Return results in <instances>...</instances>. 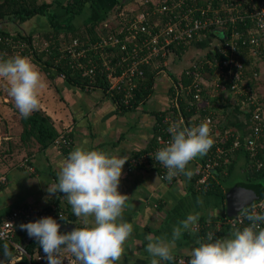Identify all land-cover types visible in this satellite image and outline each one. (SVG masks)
Returning <instances> with one entry per match:
<instances>
[{
	"label": "built area",
	"instance_id": "built-area-1",
	"mask_svg": "<svg viewBox=\"0 0 264 264\" xmlns=\"http://www.w3.org/2000/svg\"><path fill=\"white\" fill-rule=\"evenodd\" d=\"M149 1L140 0L139 5L130 11L127 8L124 9V6L121 8V15H126L119 24H116L117 32H123L121 35L114 33L110 29L111 23L103 20L101 26H98L101 32L99 40L73 39L66 46L68 62L72 68H81L83 75H92L97 66V59L93 57V54L98 53L101 62L107 65L109 59L105 58L106 50L102 49L105 46L113 49L115 55L118 53L115 64H120L119 70L115 68L116 65L114 67L107 65L109 71L105 74L109 81V89L113 92L114 89L122 90L123 101L126 103L131 93L133 94L138 80H141L144 75L142 64H150L154 70L155 79L159 81L163 79L164 73H167L169 64L167 52L172 46L183 45L192 39L196 40L198 46H201L203 42L205 51L193 52L187 61L188 65L184 73L188 75L189 82L184 84L176 80L172 84L174 92L172 91V99L168 106L169 112L162 115L157 122L159 130L164 133L159 132L148 148L141 149L139 153H132L129 163L131 166L142 164L148 169H153L157 171L162 181L172 183L182 174L173 177L171 181L167 180L165 178L167 170L152 158L159 148L171 141L169 126L173 122H183L188 127L207 122L215 142L205 160L197 162L193 171L194 182H207L209 177L214 175L216 167L227 160V153L239 145L238 135H234L232 128L226 126L229 125L226 123V118L222 116L221 126H218L216 124L218 118L214 119L215 116H211V112L216 113V110L211 108L210 98L217 97V101L227 102L229 104L227 114L232 109L234 111L237 105L252 106L251 130L244 138V145L250 150L251 156L254 157L257 154L258 140L264 135V102L259 101L255 84L246 87L245 84L239 83L243 71L241 62L234 56L235 51L242 45L256 59H264V0L257 4L253 3L251 8L242 6L241 0H217V3L211 0L204 3L202 0H152V6L147 5ZM229 27L230 31L226 32L225 30ZM214 32L219 33L218 36L223 39L219 40ZM43 45H47L46 40ZM255 76L261 78L258 73H255ZM181 92L186 96L191 95V100L187 102L189 104L193 103L194 98L204 96L205 98L201 99L204 103L202 109L207 108L208 112L203 115L197 112L185 117L178 99ZM215 104L218 106L219 102ZM246 108L250 110L251 107ZM174 110L177 112H172ZM221 115L222 113L217 116ZM229 136L234 138L232 146L226 148L221 143ZM71 141L70 137L61 133L54 139L53 144L58 147L66 144L68 147ZM23 163L26 162L23 161ZM256 164L261 165V161L257 160ZM29 168L31 169L32 166ZM3 180L4 176H0V181ZM250 206L251 211H264V196L254 200ZM54 215L62 216L63 211L53 210L51 216ZM45 216L46 211L29 206L14 208L4 215L0 220V242H11L14 251L6 261L0 264H6L9 259L14 263L24 256L30 257L26 248L22 246L23 239L19 242L13 240L14 222L17 219L28 221L31 217ZM243 217L242 214H237L223 221L234 225L237 221L241 222ZM220 225L218 222V227ZM207 233H213V231H207ZM63 255L65 257L63 264H75L72 257L64 253ZM35 258L41 260L42 254L37 253ZM178 261L186 262L184 258H178Z\"/></svg>",
	"mask_w": 264,
	"mask_h": 264
},
{
	"label": "trees",
	"instance_id": "trees-1",
	"mask_svg": "<svg viewBox=\"0 0 264 264\" xmlns=\"http://www.w3.org/2000/svg\"><path fill=\"white\" fill-rule=\"evenodd\" d=\"M115 1H118V4L115 5ZM123 0H62L61 8L66 13L63 18L58 17L53 9L55 3L54 0H0V59H7L14 56H24L31 57L32 61L37 64V66L47 75L50 79H62L65 82V89L74 91H82L89 93L92 91H100L102 94L108 98H111L116 106L122 111H128L139 105L138 102L143 105H147L153 99L155 91L158 90L157 86L161 87V101L155 111L152 113L155 115L153 122V134L149 143L145 146L144 149L148 148L151 145L158 135L159 132L164 133L159 130L157 122L160 120L162 115H164L168 110L169 103L172 99V91L174 92L173 82L176 80L182 81L184 84L189 82V78L184 73L185 67L188 65V59L192 56L193 52L197 51L196 40L192 39L190 42H187L183 45L172 46L167 52V58L169 59V64L167 67V73H164L163 79L157 81L154 76V70L150 64H142L141 68L144 70V75L137 82V86L133 89V94L128 102L123 101L124 92L120 89H114L111 91L109 89V81L106 77L107 65L113 66L116 65V60L118 59V53L115 55L113 49H109L108 46H105L102 50H106V59H109L107 65H104L101 61L99 54H93V57L97 59V66L95 68V73L92 75H83L81 68H72L68 62L67 47L68 44L72 42L73 39L78 38L79 40H99L101 32L97 27L100 20H107L110 22V29L121 35L123 32H117L116 24H119L121 20L125 18L126 15H121V8L124 6ZM133 1V0H130ZM207 0H202L204 3ZM217 3V0H211ZM262 0H241L242 6L252 7L253 3L257 4ZM152 0L149 1V6H152ZM102 10L97 13L94 11L95 5H100ZM88 9H91L89 13ZM90 15H94L90 21L82 23V26L77 28H72V20L82 15L84 12H87ZM43 17L44 21L47 23L45 29H39L35 32L28 30V27L23 26V22L27 20H32L33 18ZM107 18V19H106ZM111 18V19H110ZM209 31V30H208ZM226 32L230 31V27L225 30ZM219 33L214 32V35L218 37L219 40L223 38L218 36ZM47 41V45H43L44 41ZM37 41V43H34ZM113 52V54H111ZM234 56L241 62V70L243 71V76L240 78L239 83L245 84L246 87H249L251 84H255L258 89L259 98L264 99V93H260L264 89V80L256 78L255 73L259 75L262 73L261 67L258 65V58L256 59L254 55H250L246 50L245 46H239L237 51H235ZM119 65H116L115 68L119 70ZM114 68V69H115ZM238 70V68H237ZM64 74V75H63ZM251 80V82H250ZM262 82H261V81ZM227 82H229L227 80ZM56 83V82H55ZM70 88V89H69ZM56 94H62V88L56 87ZM61 89V90H60ZM64 89V91H65ZM164 95V96H163ZM156 97V96H155ZM191 95L186 96L183 92L178 95L180 109L185 117L189 115L196 114L197 112L202 115L208 112V109H202L204 103L201 99H204V96L199 97L198 99L194 98L193 103H187L191 100ZM217 97L210 98L211 108L216 110V113L211 112V116L217 117L218 121L216 124L220 125L222 116L226 118V125L231 127L235 132L234 135H238L239 145L237 148H234L227 153V160L221 162L215 169V173L212 177H209L207 182H194L195 177L189 183V186L193 191L206 194H214L225 201L226 209L221 212L219 219L211 222L200 221V232L203 238L206 237L207 231H213L214 239H218L220 234L229 229H242L245 226L250 224V221L243 217L241 222L237 221L234 225L229 222L223 221L228 217L235 216L237 214H243V210L247 209L251 211L250 204L243 207L241 210H233L227 208V203L225 200V193L229 187H231L236 182L242 183H254L260 181L264 177V135L258 140L257 154L253 157L250 154V150L244 145L243 129L248 128L251 130L250 114L252 115V106L248 110L244 106L237 105L233 111H227L228 103H222V101H217ZM219 102L217 106L215 103ZM264 102V101H263ZM262 102V103H263ZM172 112H177L176 110ZM222 113L221 116H217ZM226 113V114H225ZM228 115V116H227ZM228 118H227V117ZM239 116L240 119H239ZM234 117V118H233ZM233 118V119H232ZM235 120V121H234ZM20 122L22 125V130L19 136L17 137L16 145L18 151L23 150L24 155H31L35 151L42 149L49 144L53 143L54 139L64 133L66 136L71 137L70 132L63 130H58L55 125L53 118L45 112L41 107L37 111H34L31 116L28 118H23L20 115ZM264 124V119H263ZM233 136H229L226 141L221 143L224 147L228 148L232 146ZM13 139H2L0 142V172L4 171L7 157L10 156V152L14 150L12 146ZM71 144L66 147V144L62 146V149L67 150L71 148ZM143 150V149H142ZM140 150H136L134 153H139ZM208 153V152H207ZM202 157H197L193 160L196 164L197 162L204 161L206 155ZM242 158L240 168L242 169L241 174L243 178L234 180L232 183H227V180L232 175L233 170L235 169V163L239 162ZM261 161V165H257L256 162ZM130 164V163H129ZM9 165V164H8ZM134 168H144L148 169L142 164L136 166H131ZM157 172V171H156ZM158 174V173H157ZM262 184V183H261ZM264 187V183L262 184ZM261 198V197H260ZM259 199V198H257ZM256 199V200H257ZM55 208H47L46 216H51V212ZM59 210V209H57ZM64 217L63 221L74 222L78 228L83 227L84 225L78 222L75 218L73 212L68 210H63ZM264 212V211H259ZM52 217V216H51ZM52 218L60 219V216L54 215ZM38 217H31L28 221L19 219L14 222L15 235L14 239L21 240V238L26 234L25 230L20 228L22 223H27L29 221H36ZM61 220V219H60ZM218 222L220 226L218 227ZM261 227H264V224H261ZM60 231L66 232L65 230ZM26 250L30 254V257L24 256L20 260L14 262L13 264H48L47 257L43 252V249L40 247L38 241L35 238L29 240L26 244ZM14 246L11 242L2 241L0 242V262L6 261L13 253ZM37 253L42 254V259L37 260L35 257ZM66 256L72 257L75 260V264H80L79 261L75 259L69 252H64Z\"/></svg>",
	"mask_w": 264,
	"mask_h": 264
},
{
	"label": "crops",
	"instance_id": "crops-1",
	"mask_svg": "<svg viewBox=\"0 0 264 264\" xmlns=\"http://www.w3.org/2000/svg\"><path fill=\"white\" fill-rule=\"evenodd\" d=\"M54 1L55 14L63 18L66 13L61 8L62 0ZM95 6H101V4ZM93 9L95 12L98 10L95 7ZM93 17L94 15L84 12L72 20L71 27H81L82 23L90 21ZM35 19L27 20L29 22L28 30L35 32L46 28L47 23L44 19H41V22ZM99 23L98 26H100ZM258 59L262 78L264 59ZM42 77L45 80L50 79L47 75ZM45 80L44 82L47 81ZM63 81L62 79H50L54 87L46 89L47 97H41L39 107L53 118L54 125L58 130L64 129L70 132L72 146L64 150L62 147L51 143L31 155H24L22 149L20 151L13 150V153L10 152L12 154L6 159L8 167L0 172V176H4V180L0 181V220L9 211L21 206H29L44 211L53 207L55 210L63 209L72 212L63 193L57 192L49 196L46 189L48 185L58 182V165L67 157L69 152L76 147L96 149L109 155L128 158L122 168L118 191L128 195L122 219L132 224L133 232L125 242L122 259L116 264H151L153 257L146 251L148 241L145 237L151 234L171 239L174 227L179 226L180 222L189 214H198L199 232L195 235L182 232L181 238L176 241L173 249L174 259L161 261L158 257L156 258L159 264H187L189 257L186 253L191 248L198 246V238L203 242L200 221L218 220L226 206L225 201L223 202V199L217 195L193 191L189 186L192 176L188 178L181 175L172 183H166L159 178L155 170L134 168L129 164L132 153L145 148L152 137L155 119L152 111L159 107L163 89L161 90V87L157 86L156 97L153 96L149 104L140 103L131 110L122 111L111 98L104 96L102 92L82 93V91L77 90L71 91L70 88V90H66ZM56 87L62 88V90L60 89L62 94L55 93ZM51 91L54 92V95ZM6 112H9V108L6 109ZM61 112L64 114L60 117ZM7 116L9 117L8 120L3 125L0 124V139L1 137L3 139L17 138L22 130L20 114H8ZM242 131V134L246 136L249 133V126ZM12 143L18 144L17 141ZM194 165L193 161L188 165V169L192 172ZM29 166L32 168L30 169ZM240 170L242 169L240 168ZM75 218L82 224L81 218L76 216ZM14 229L13 237L15 235ZM233 230L229 229L222 232L218 239H223ZM13 240L21 241L14 238ZM178 258H184L186 262H180Z\"/></svg>",
	"mask_w": 264,
	"mask_h": 264
},
{
	"label": "clouds",
	"instance_id": "clouds-1",
	"mask_svg": "<svg viewBox=\"0 0 264 264\" xmlns=\"http://www.w3.org/2000/svg\"><path fill=\"white\" fill-rule=\"evenodd\" d=\"M0 81L6 83L7 94L23 118L39 109L43 77L30 59L19 55L0 59ZM168 132L171 141L152 158L167 170V180L181 174L191 178L189 163L205 155L215 142L210 125L201 122L188 127L183 122H173ZM127 160L76 147L60 161L58 182L48 185L46 191L49 196L63 193L84 226L62 233L60 224L51 216L20 225L38 241L48 264H63L64 252L71 253L80 264H116L122 259L125 242L133 232L132 224L122 219L128 195L118 191ZM243 214L250 221L248 226L234 229L223 239H214L213 233H207L203 242L198 238V246L186 253L187 264H264V212L244 209ZM198 220V214H189L173 228L171 239L147 235L146 251L153 257L151 264H159L157 257L161 261L173 260L176 241L182 232L198 233Z\"/></svg>",
	"mask_w": 264,
	"mask_h": 264
},
{
	"label": "rangeland",
	"instance_id": "rangeland-1",
	"mask_svg": "<svg viewBox=\"0 0 264 264\" xmlns=\"http://www.w3.org/2000/svg\"><path fill=\"white\" fill-rule=\"evenodd\" d=\"M38 1H41V0H38ZM46 1H49V0H46ZM124 4V9L125 8H127L129 11L130 10H133L134 9V7H137V5H139V3H140V0H134V1H130V0H123L122 1ZM118 4V1H115V5H117ZM100 8H102L101 6H96V13L98 12V11H100ZM88 11H89V13H91L92 11H91V9H88ZM101 12V11H100ZM41 19H43V17H40V18H38V17H36V21H39V22H41L40 20ZM103 22V20H100V23H99V25L101 26V23ZM28 21H25V22H23L22 24H23V26H26V27H28ZM36 24V23H35ZM40 25H42V24H40ZM40 25L38 26L37 25V27H40ZM37 27H34L35 29L37 28ZM38 29V28H37ZM202 44H203V42L201 43V46H196L197 48H196V50H198V52H202V51H205V47H203L202 46ZM28 59H30V61L40 70V72H41V74H42V76H44L45 75V73L37 66V64L36 63H34V61H32L31 59V57H27ZM261 79H263L264 80V74L262 75V78ZM44 80L45 79H43V83H44V87L40 90V94H39V98L41 99V97L42 96H46L47 97V92H46V89H52L54 86V84L53 83H51L50 82V79H46L45 81L46 82H44ZM261 81V80H260ZM262 82V81H261ZM50 83V84H49ZM263 84H264V82H263ZM264 93V89H262L261 91H260V93ZM51 93L54 95V92H52L51 91ZM154 95H156V93H154ZM49 98H51V97H49ZM52 99V98H51ZM54 101H58L57 99H53ZM259 101L260 102H263L264 101V99L263 98H259ZM56 104V103H55ZM7 108H9V112H6V109ZM17 113H19V111L15 108V105H14V101L12 100V98L7 94V90H6V83L4 82V81H0V124H4V122H6L7 120H8V114H11V115H13V114H17ZM62 113V112H61ZM20 114V113H19ZM63 114L64 113H62V115H60V117L61 116H63ZM226 114V113H225ZM12 119V118H11ZM55 119H57V118H55ZM63 119H64V117H63ZM61 120V119H60ZM1 131V130H0ZM2 139H3V137H1V139H0V142L2 141ZM16 139L17 138H14L13 139V141H16ZM13 145L12 146H14V150H17V148H19V146L18 145H15L16 143H12ZM13 153V152H12ZM12 153H10V154H12ZM15 154V153H14ZM23 154V153H22ZM21 155V154H20ZM7 159H8V157H7ZM241 162H242V159L241 160H239V162H236L235 163V169L233 170V172H232V175L229 177V179L227 180V183H232L234 180H237V179H241V178H243V176H242V174H241V170H240V164H241ZM6 163H7V161H6ZM6 163H5V166L4 165H1L2 167H4V168H6ZM259 183H264V177L263 178H261L260 179V181H259Z\"/></svg>",
	"mask_w": 264,
	"mask_h": 264
},
{
	"label": "water",
	"instance_id": "water-1",
	"mask_svg": "<svg viewBox=\"0 0 264 264\" xmlns=\"http://www.w3.org/2000/svg\"><path fill=\"white\" fill-rule=\"evenodd\" d=\"M264 196V187L261 183H242L236 182L231 187H229L225 193V200L227 203V208H231L235 211L241 210L243 207L249 205L257 198ZM58 224H60V229L65 231H71L73 228L78 226L71 221H63L54 218ZM30 237L28 234L22 240V246L26 247L29 242ZM12 260H8L6 264H12Z\"/></svg>",
	"mask_w": 264,
	"mask_h": 264
}]
</instances>
